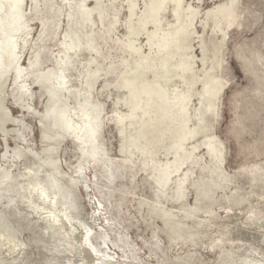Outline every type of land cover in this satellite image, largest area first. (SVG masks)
Instances as JSON below:
<instances>
[{
    "label": "water",
    "instance_id": "95a60500",
    "mask_svg": "<svg viewBox=\"0 0 264 264\" xmlns=\"http://www.w3.org/2000/svg\"><path fill=\"white\" fill-rule=\"evenodd\" d=\"M241 3L0 0V264H264Z\"/></svg>",
    "mask_w": 264,
    "mask_h": 264
},
{
    "label": "rangeland",
    "instance_id": "374dc122",
    "mask_svg": "<svg viewBox=\"0 0 264 264\" xmlns=\"http://www.w3.org/2000/svg\"><path fill=\"white\" fill-rule=\"evenodd\" d=\"M231 76L251 144L264 165V0H242Z\"/></svg>",
    "mask_w": 264,
    "mask_h": 264
}]
</instances>
